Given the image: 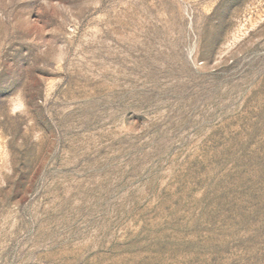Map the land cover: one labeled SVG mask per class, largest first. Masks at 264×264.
Listing matches in <instances>:
<instances>
[{"label":"rangeland","instance_id":"374dc122","mask_svg":"<svg viewBox=\"0 0 264 264\" xmlns=\"http://www.w3.org/2000/svg\"><path fill=\"white\" fill-rule=\"evenodd\" d=\"M0 264H264V0H0Z\"/></svg>","mask_w":264,"mask_h":264}]
</instances>
